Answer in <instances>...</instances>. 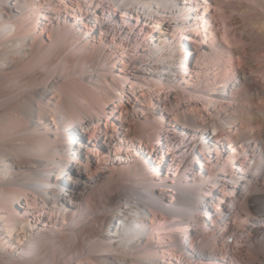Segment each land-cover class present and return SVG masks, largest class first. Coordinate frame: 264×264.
<instances>
[{"label":"bare ground","instance_id":"1","mask_svg":"<svg viewBox=\"0 0 264 264\" xmlns=\"http://www.w3.org/2000/svg\"><path fill=\"white\" fill-rule=\"evenodd\" d=\"M68 1L0 0V260L264 264V0ZM38 19L82 48L98 28L109 65L65 73L50 44L31 60ZM188 31L208 47L183 74ZM179 134L186 145L170 147ZM223 134L229 158L246 154L191 182L190 160L210 142L225 151Z\"/></svg>","mask_w":264,"mask_h":264},{"label":"rangeland","instance_id":"2","mask_svg":"<svg viewBox=\"0 0 264 264\" xmlns=\"http://www.w3.org/2000/svg\"><path fill=\"white\" fill-rule=\"evenodd\" d=\"M79 3H81V1H79V2L77 0H69L68 1V4L71 5L72 7H78ZM62 8H63V6H62ZM121 10H122L121 8L116 10L115 15H114V17L116 19L117 18L119 19V16H117V15L121 12ZM92 13H94V12L92 11ZM45 14H47V13H45ZM200 15H201V11L196 15V17H198ZM76 17H77L76 15H73L72 17L68 16L67 17V21H68L67 23L76 22V21H73V18L75 19ZM93 19H94V16H92V20L91 21H93ZM235 20L238 21L239 18H236ZM38 21H40V23H38L37 34H36L37 36H36V39H35V42H34V43H36L37 48H36V50L34 52V55H33L31 60H33V58L35 60H38L39 59L38 57H39L40 53H42V55H43V53L44 54L47 53L46 51H47V48L49 47V44H50V47L52 46L51 50L55 53V59L51 61V63H53V62L55 63V64L53 63V68H56V69L60 68L65 73L69 72L71 69H73V70L81 69V67L83 65L90 63L91 60H95V61L102 60V62H104V64L106 66L109 65V62L111 61V59L107 58L106 53H109L110 51L103 49V47L97 46L98 40H99V36H100L98 28L95 29V33H94V37L95 38L94 39L90 35L88 36L89 38H92V39L88 40V47L87 48H82L80 45H77V43H76V32L72 36H70L68 34H66L65 36H63V35L61 36V34H59V33L61 31H63V28H64L63 26L62 27L61 26L60 27L54 26L52 23H48V21H45L43 19H38ZM81 21H83V20H81ZM82 23H80V24L78 23V26H77V24H76V26H77L78 29H80L82 31L84 30V32H85L86 29H85V27H83ZM190 28L191 27L189 26L188 29H190ZM144 31L142 33L146 34V35L151 32L147 28H144ZM126 34L127 33H125V32L123 33L124 36L123 35L121 36L122 39H115L114 36H109L108 38H106L107 44H109L108 42H111V41L114 40L115 43H116L115 44L116 46L121 45V44H119L120 41L123 42V39H127L126 37H129V35L126 36ZM140 36L142 37L143 35H141V33H139V35L135 34V35L132 36V38L134 40L131 41V43L129 45L130 48L127 51L124 52L126 55H128V57H130V56L132 57L134 54L137 53L135 50H133V48H136V42L138 41L137 38L140 37ZM183 37H184V39L185 38L186 39H193V40H183V38H182V43L184 42L183 43L184 47H186L185 44H189L190 46H188V48L189 49L191 48V51H192V59H187V56H186L184 50H182L180 52V57L181 58L178 61L177 69H178V72L181 70L180 72L181 73L183 72V74H185L184 73L185 71H182V68L183 67H184V69L187 68V65H186L187 60L188 61L190 60L189 63H188V66L190 65L189 66L190 69L195 68L196 67L195 64H199L201 61H204V58L200 57L201 54L198 51L203 49V48H207L208 47L207 46L208 41L205 38V36L192 34L189 31L186 32V34H184ZM196 40H197V42H196ZM203 44L204 45L206 44V45L204 46ZM184 47H182L181 49H183ZM239 50L242 51V49H239ZM122 51H124V50L120 49L119 53H123ZM35 54H36V56H35ZM116 55H117V53H116ZM118 56H120V55L118 54ZM122 58L124 59L125 62H128L129 58H125V57H122ZM100 63H101V61H100ZM120 67H121V65H120ZM186 70H188V69H186ZM157 88L160 89L159 87H157ZM106 119H107V116L104 115V117L102 119V122L105 123ZM147 119H148V121H149V119L151 120V116L148 117ZM77 124H79V121H78ZM141 125H142V128L144 126H146L145 122H142ZM85 135L87 136V134H85ZM157 135L161 136L160 134H157ZM178 136H179L178 137L179 142H177V143L174 142L172 145H170V147H174L175 148V147H180L182 145L183 146L186 145V142H182L181 141L182 138L180 137V134ZM211 138L213 140L212 142L216 143V136L212 135ZM222 143H223V146H224V148L226 150L225 151L221 150L220 152H213L214 149L212 147V143L211 142H210L209 146H207V147H204L202 145V149L205 150L204 152H205L206 157L208 159H211L210 163H208V166H206V168L203 167V164L206 163V161L208 159L203 157L204 156L203 155L204 152H202V153L197 152L196 155L194 156V158L192 160H190V162L192 163L191 164L192 170H191V173L188 174V176H190L189 178L193 179L191 182H193L196 177H199V179L200 178L202 179L203 177L204 178L208 177L207 180L213 179L212 177L210 178L209 175H215L225 165H229V160L230 159L235 158L234 160H238V159L242 160V156H244L246 154V153H240V154H236L232 158H229L227 154L229 152V145L231 143L226 139L225 134L222 135ZM168 146H169V144L164 142V144L160 147L159 154H158L159 157L161 155H167V152H168V148L167 147ZM199 149H200V147H199ZM227 149H228V151H227ZM196 151H198V149H196ZM208 152H210V154H208ZM150 158H151V155L149 156V159ZM196 162H197V164H196ZM199 163H201L202 166ZM211 164H214V165H211ZM174 167H176V166L174 165ZM201 169H206L207 171L204 174H201V176H198V175H200V170ZM161 173L163 174V176H165V171H162ZM171 173H174L173 170H170V175H172ZM200 184H202V183H200ZM200 184H198V185H200ZM58 189L60 190L59 194L61 196L65 192V189L60 188V187H58ZM222 192H223V190H222ZM220 193H221V191H220ZM216 206H218V205H216ZM211 210L212 211L213 210H217L218 211L219 208L215 209V207L213 208V206H212ZM209 237L211 238L212 236L209 235ZM233 241H234L233 238L229 239V242H230L229 245H230L231 249H233V247H231V244L233 243ZM201 242H202L201 238H197L196 239V243H201ZM221 242H222V240L218 242V245L221 246ZM190 243L191 242H189V241L184 243V248L179 253L180 256H183L182 252H187V249L189 250L188 247L190 246ZM165 250L168 251V248H166ZM45 251H46L45 249H42L41 251H39L40 253H38L36 256L28 257L27 260L26 259L22 260V263H20L21 261H19V262L12 263V264H17V263H20V264H52V263L53 264H64L62 260H59V261L52 260L50 258L49 253L45 252ZM31 258H33V259H31ZM229 262H231V261L227 260V263H229ZM7 263L8 262H3V261L0 260V264H7ZM72 263L73 264H77V261L74 260ZM9 264H11V262H9Z\"/></svg>","mask_w":264,"mask_h":264}]
</instances>
